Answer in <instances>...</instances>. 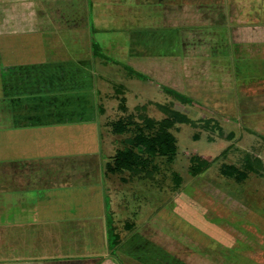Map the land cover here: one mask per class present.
Returning <instances> with one entry per match:
<instances>
[{
  "label": "crops",
  "instance_id": "1",
  "mask_svg": "<svg viewBox=\"0 0 264 264\" xmlns=\"http://www.w3.org/2000/svg\"><path fill=\"white\" fill-rule=\"evenodd\" d=\"M109 1L0 0V258L4 260L0 264H120L109 248L107 187L101 177L105 171L123 170L111 171L108 165L115 155L105 159L102 154V115L110 100L100 86L111 81L104 67L114 69L118 62L95 51V44L101 45L90 39L92 15L99 23L103 10L116 5L129 10L139 3L161 5V23L131 31L129 65L155 73L160 80H173L169 75L177 65L181 83L188 73L201 76L192 80L199 87L196 92L204 91L200 96L211 90L205 89L208 85L199 75L204 71L210 80V75L223 71L231 77L242 73L247 79L264 75L258 73L264 67V53H252L250 42L257 33L259 50L264 44L263 0H247L249 14L245 9L240 14L247 23L240 31L250 40L241 41L249 50L242 56L235 54L234 33L241 23L235 18L237 0ZM253 1L257 4L251 7ZM254 17L256 22L250 21ZM170 18L173 23L166 22ZM74 31L75 35L68 34ZM151 82L143 79L145 84ZM253 98L264 103V93ZM257 158L249 170L264 169V155ZM71 161L92 164L76 175L67 168ZM90 166L95 169L94 180L76 179L89 177ZM81 226L75 235L74 229ZM118 238L121 241L119 234ZM196 247L192 250L201 248ZM201 252L213 264L218 262ZM247 259L245 254L236 257L241 263Z\"/></svg>",
  "mask_w": 264,
  "mask_h": 264
},
{
  "label": "rangeland",
  "instance_id": "2",
  "mask_svg": "<svg viewBox=\"0 0 264 264\" xmlns=\"http://www.w3.org/2000/svg\"><path fill=\"white\" fill-rule=\"evenodd\" d=\"M170 2L173 3L172 0ZM247 3V0H237L234 5L235 18L241 21L234 33V39L238 42L235 46L237 56L249 51L246 44L242 43L250 41L249 37L240 31V28L247 26L240 16L243 9L244 13L249 14ZM132 4L136 5L134 2ZM139 4V7L132 10L124 4L107 8L103 10L99 23L96 16H91L90 39L101 45L96 51L103 54L108 61L118 62L113 65L114 69L104 67L111 81L100 85L104 86L107 100H110L107 105L108 112L102 115V154L108 159L119 149L125 148L126 138L136 133L135 124L145 123V116L160 121L169 114L166 108L172 109V116L173 110L182 112L184 116L174 117L179 121L171 129L176 136L175 157L172 160L156 157L154 162L157 167L151 176L136 175L129 170L116 173L105 171L102 174L101 180L107 187V227L113 228L121 236V241L116 246V257L120 264H213L214 260H209L201 252L203 249L208 255H213L212 258H218L216 264H264V169L253 167L257 170H249L250 165L256 166L257 156L264 155V103L260 104L253 98L257 93H264V75L255 74L247 79L241 72L238 74L240 77H235L234 74L231 77L229 72L225 74L223 71L224 73L218 72V75H210V80L209 72L204 71L199 75L204 76L205 84L208 85L205 89L211 90L206 92L207 95L200 96L203 90H199L201 94L196 92L195 89L199 87H195L192 80L201 76L188 73L186 81L183 79L181 83L177 78V65L173 66L169 75L174 76L173 80H160V76L155 73L149 74L144 68L129 65L127 51L131 31L139 27H155L163 21L161 5L156 4L155 7L151 4L146 7V3ZM256 4L255 1L249 2L251 7ZM262 7L261 12L264 13V6ZM257 19L250 18V21L256 22ZM174 20L170 18L166 22L173 23ZM75 33L77 32L68 34ZM258 35L255 33L251 36V40L255 41H250L254 45L252 53L255 54H261V50L264 53V44L260 42V50L258 43L255 44L259 42ZM78 50L82 52L83 46L80 45ZM55 51L63 54L60 48ZM131 66L139 70L141 76H137L136 70ZM205 68H210V65ZM261 68L258 73H264V67ZM131 76L133 81L130 80ZM229 78L232 79L231 84L236 95L233 98ZM143 79H152V82L145 84ZM183 82L191 83L192 86L188 88L182 85ZM167 87L189 94L199 103L183 102L165 89ZM118 120L129 122L131 130L116 133L112 122ZM157 127L146 128V132L154 135ZM194 156L206 158L210 162L198 175H193L189 170ZM68 164L71 167L67 168H72L70 172L74 170L77 175L87 170L86 166L92 162L76 161L74 164L71 161ZM89 172V177L79 176L76 179L91 182L95 179L92 177L95 173L93 166H90L86 175ZM180 197L192 198L208 212L211 222L227 226L234 239L232 245L227 237H223L225 240H215L207 237L208 234L195 232L196 238L200 236L199 239L206 241L203 244L195 242V236L183 234L181 229L186 230V227L183 219L177 216V211L183 208L177 206L174 212L166 210L169 204ZM173 213L177 214L176 217ZM82 230V226L76 227L75 235ZM85 236L86 233L83 234ZM99 245L101 247V243ZM194 245L197 249L201 248L198 251L192 250ZM244 254L249 259L243 263L236 260L237 256ZM2 259L0 258V262L4 261Z\"/></svg>",
  "mask_w": 264,
  "mask_h": 264
},
{
  "label": "trees",
  "instance_id": "3",
  "mask_svg": "<svg viewBox=\"0 0 264 264\" xmlns=\"http://www.w3.org/2000/svg\"><path fill=\"white\" fill-rule=\"evenodd\" d=\"M98 47L99 46L95 44V51ZM166 89L177 99L183 102L199 103L191 96L184 94L175 88L167 87ZM166 110L169 112L168 116L160 121L145 116L144 124H135V128L137 129L136 133L126 138L127 143L125 148L119 149L115 154L113 161L109 163L108 167L111 171L129 170L136 175L143 174L146 176H151L153 174V170L155 167H157V164L154 162L156 157H167L169 160H172L175 157L177 152L176 136L171 129L177 123V121H179L174 119V117L184 116V114L180 111L173 110L174 113L172 116L170 115L172 109L166 108ZM112 124L116 133H124L128 130H131V125L129 122L125 123L122 120H118L114 121ZM154 127H157L154 135L148 134V132H146V128L152 129ZM191 160L192 161L189 170L193 175H198L210 164L208 159L201 158L199 156H194ZM152 162L154 164L151 165ZM177 206H180L183 208V210L177 211V214L179 215L175 213L173 214H175V217L177 215L183 219V225L186 227V230H188H183L177 226L184 232L183 234H187V236L192 235L193 237L196 233H203L206 235L208 234L207 237H213L215 240H217V238L225 240L223 237H227L229 240H231L230 245H232V241H234V239L232 232L229 231L228 227L211 222V219L207 214L208 212L202 206L198 205L195 200L192 198L183 199L180 197L179 200L169 204V206L166 207V210L174 212L175 207ZM193 238L197 243L200 242L206 244V241H204L202 238L199 239L200 236L199 238H196V236ZM118 243V234L114 232L113 228L109 227V248L116 252V246Z\"/></svg>",
  "mask_w": 264,
  "mask_h": 264
}]
</instances>
